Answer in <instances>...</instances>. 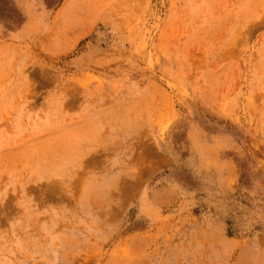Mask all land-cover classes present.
<instances>
[{"label":"rangeland","instance_id":"374dc122","mask_svg":"<svg viewBox=\"0 0 264 264\" xmlns=\"http://www.w3.org/2000/svg\"><path fill=\"white\" fill-rule=\"evenodd\" d=\"M0 264H264V0H0Z\"/></svg>","mask_w":264,"mask_h":264}]
</instances>
